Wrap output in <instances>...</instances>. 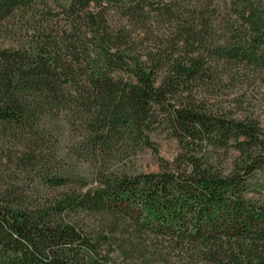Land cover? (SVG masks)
<instances>
[{"label": "trees", "instance_id": "16d2710c", "mask_svg": "<svg viewBox=\"0 0 264 264\" xmlns=\"http://www.w3.org/2000/svg\"><path fill=\"white\" fill-rule=\"evenodd\" d=\"M0 39V264H264V130L205 99L264 72V0H0ZM45 117L82 126L92 181ZM160 128L177 156L130 172Z\"/></svg>", "mask_w": 264, "mask_h": 264}, {"label": "rangeland", "instance_id": "374dc122", "mask_svg": "<svg viewBox=\"0 0 264 264\" xmlns=\"http://www.w3.org/2000/svg\"><path fill=\"white\" fill-rule=\"evenodd\" d=\"M10 40L0 39V48L10 44ZM216 90L210 94H205V99L209 105L215 109H224L225 112L241 116V114L251 115L256 118L264 130V72H243L234 76L233 80L225 79L220 83ZM42 130L51 134V146L57 150L58 157L65 163V168L69 173L84 177L88 181L94 179L95 164L86 160H81L72 154V151L82 142L85 132L80 126L69 124L64 117L58 121H53L47 117L39 122ZM151 138L157 145L158 152L154 153L149 149L137 152L135 155L126 159V168L132 173H149L160 170L161 161H172L178 154L179 148L177 141L170 137L164 128L155 130ZM12 144L8 139L0 135V163H6L5 157L9 152H13ZM111 163H116V160ZM26 179L24 175L20 180ZM24 184V181H20ZM94 186L90 183L89 187ZM116 264H166L158 260L147 258H123L120 253L113 255ZM168 264H183L179 259L173 257Z\"/></svg>", "mask_w": 264, "mask_h": 264}]
</instances>
